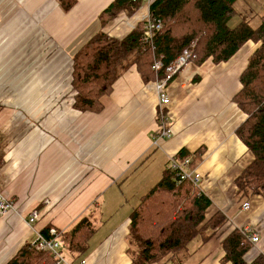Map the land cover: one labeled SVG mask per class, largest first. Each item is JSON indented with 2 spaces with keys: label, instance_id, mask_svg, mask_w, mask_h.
I'll use <instances>...</instances> for the list:
<instances>
[{
  "label": "crops",
  "instance_id": "1",
  "mask_svg": "<svg viewBox=\"0 0 264 264\" xmlns=\"http://www.w3.org/2000/svg\"><path fill=\"white\" fill-rule=\"evenodd\" d=\"M110 1L75 0L63 12L56 0H0V194L13 201L0 215V264L44 228L60 233L89 213L96 230L87 249L75 258L62 248L64 264H130L129 208L118 212L125 187L135 180L138 193L146 192L181 149H201L193 171L196 187L210 200L207 217L220 211L229 228H251L258 241L243 260L264 258V198L246 199L234 185L251 157L234 133L245 115L232 96L256 43L246 41L222 62L188 60L165 88L170 136L156 139L153 81L142 80L133 65L101 96L98 112L72 107L71 63L78 48L98 31L120 39L146 19L143 2L100 27L98 15ZM242 1L264 11V0ZM244 199L248 209L241 208ZM31 211L37 217L28 223ZM222 236L194 238L180 264H228L220 260ZM150 264L177 263L164 258Z\"/></svg>",
  "mask_w": 264,
  "mask_h": 264
},
{
  "label": "trees",
  "instance_id": "2",
  "mask_svg": "<svg viewBox=\"0 0 264 264\" xmlns=\"http://www.w3.org/2000/svg\"><path fill=\"white\" fill-rule=\"evenodd\" d=\"M236 1L152 0L148 11L159 18L160 27L153 32L149 44L142 40L144 22L137 23L120 39L96 32L72 56V107L81 112H98L101 96L107 95L114 81L132 65L142 80L152 82L162 77L164 67L192 43L189 60L200 63L210 58L218 63L230 58L246 41H252L256 45L239 75V89L232 96L245 115L234 133L251 159L235 177L234 185L246 199L252 195L264 198V13L253 27L247 21L233 22ZM56 2L63 12L75 4V0ZM143 2L111 0L98 15L100 27L119 12L129 15ZM154 60L160 63L155 70ZM200 153L201 149L193 153L181 149L174 157H187L191 168ZM209 206L210 200L196 186L187 180L178 181L165 166L158 181L139 196L129 212L126 254L130 264H150L164 258L180 264L184 256L180 255L194 238L204 241L217 231L223 235L222 263L264 264L263 257L244 262L243 255L251 244L240 229L229 228L222 212L215 211L207 217L205 211ZM49 230L44 228L39 233L47 239ZM95 230L91 213L79 217L59 233L60 251L63 248L71 257H80ZM4 264H54V260L48 251L25 243Z\"/></svg>",
  "mask_w": 264,
  "mask_h": 264
},
{
  "label": "built area",
  "instance_id": "3",
  "mask_svg": "<svg viewBox=\"0 0 264 264\" xmlns=\"http://www.w3.org/2000/svg\"><path fill=\"white\" fill-rule=\"evenodd\" d=\"M152 0H144V3L148 6ZM160 27L159 18L147 13L146 19L144 21L145 34L142 36V40L148 44L151 41V37L154 31L158 30ZM193 43L188 47L184 48L174 59H172L163 69L162 77H156L153 81L154 92L156 95V125H155V137L156 139L168 138L170 136V129L167 126V118L165 112V106L168 104V95L166 93V85L169 80L175 76L181 68L190 59L193 51ZM160 65L158 60H154L152 63V68L155 70ZM168 169L174 172L178 181L187 180L191 182L194 186L197 185L198 174H196L193 169L190 168V160L187 157L178 159L174 156L169 157L166 165ZM13 208V201L3 197L0 194V215L10 211ZM242 209H248V202L244 201L241 203ZM37 217V212L31 211L27 216V222H33ZM240 231L246 237L250 244H255L258 241V236L249 227L240 228ZM49 238H44L40 233L37 234L36 239L31 243V245L36 250H46L49 252L51 258L54 260V264H64V259L60 254V242H59V232L55 230H49ZM79 264H83V260L79 261Z\"/></svg>",
  "mask_w": 264,
  "mask_h": 264
},
{
  "label": "rangeland",
  "instance_id": "4",
  "mask_svg": "<svg viewBox=\"0 0 264 264\" xmlns=\"http://www.w3.org/2000/svg\"><path fill=\"white\" fill-rule=\"evenodd\" d=\"M242 2H243L242 0H239L235 2V4L233 5L236 11V14H235L236 20L247 21L250 26L252 27L256 26L259 22V15H261L264 11L258 9V7H256L255 5L253 6L250 4H249V8H247L246 6L242 4ZM136 187H137V181L135 180L131 181V183H129L125 187L126 194H124V191H123V194L126 195V197H125V201L122 200V202L120 203L121 205L118 208L119 213H123L124 210H127V208H129V211H130V209L136 205L137 196L143 193V192L138 193V190Z\"/></svg>",
  "mask_w": 264,
  "mask_h": 264
}]
</instances>
